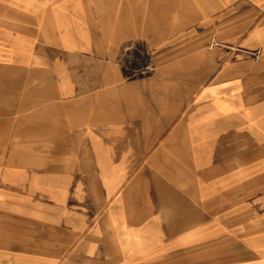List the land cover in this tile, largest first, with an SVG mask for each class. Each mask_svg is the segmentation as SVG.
Segmentation results:
<instances>
[{"label": "crops", "instance_id": "crops-1", "mask_svg": "<svg viewBox=\"0 0 264 264\" xmlns=\"http://www.w3.org/2000/svg\"><path fill=\"white\" fill-rule=\"evenodd\" d=\"M186 1L209 25L198 42L160 50L143 0H0V264H143L156 244L205 242L240 166L264 169V113L239 128L236 102L264 98V17L243 39L259 59L239 58L222 41L258 11ZM20 37L36 49L24 82L41 86L20 98L19 132L9 115Z\"/></svg>", "mask_w": 264, "mask_h": 264}, {"label": "rangeland", "instance_id": "rangeland-1", "mask_svg": "<svg viewBox=\"0 0 264 264\" xmlns=\"http://www.w3.org/2000/svg\"><path fill=\"white\" fill-rule=\"evenodd\" d=\"M199 5L197 1L185 3L178 0H143L144 26L154 22L158 33L154 37V43L160 50L169 48L170 45H183L199 41L200 31L211 21L210 18L199 19ZM207 11H214L220 7L222 11L235 9L253 8L258 11L257 19L250 25L245 34L236 36L234 39H224V48L237 51L239 58L259 59L262 48L248 49L243 39L264 17V3H251L247 0H236L234 2H207L203 4ZM189 10L190 17H178L174 10ZM224 9V10H223ZM154 14L156 18H154ZM170 16V17H169ZM22 38L23 36L20 35ZM16 39L15 50V111L9 115L10 123H14L16 131L22 129L23 110L20 98L24 93L30 94L41 86L34 81V77L26 83L24 80L28 74V66L32 64L36 49L31 42L29 44L22 38ZM33 37H31L32 41ZM28 41V39H26ZM219 41L210 37V46L218 44ZM36 48V47H35ZM150 48L143 41V69L144 72L151 71L149 57ZM225 54V53H224ZM228 55V54H227ZM229 57V55H228ZM30 59V60H29ZM155 67V66H154ZM39 80L37 72H31ZM44 86V85H43ZM239 128L247 127L248 123H259L264 113V98H238ZM251 110L257 117L252 120L246 116ZM252 117V115H251ZM10 123L8 127L10 128ZM7 126V124H6ZM6 128V127H5ZM6 130L1 138L6 137ZM7 147L0 146V156L6 154ZM1 166V164H0ZM138 260H135L137 263ZM154 264H264V169L261 165L247 170L240 166L238 193L231 199L224 196L222 223L207 229L205 242H193L188 245L173 243H160L154 247V260L146 263ZM115 260H112L114 263ZM145 262L143 264H145ZM121 264H132L124 261Z\"/></svg>", "mask_w": 264, "mask_h": 264}, {"label": "bare ground", "instance_id": "bare-ground-1", "mask_svg": "<svg viewBox=\"0 0 264 264\" xmlns=\"http://www.w3.org/2000/svg\"><path fill=\"white\" fill-rule=\"evenodd\" d=\"M211 176H213V175H211ZM139 207V206H138ZM137 208V207H136ZM146 213V212H145ZM62 226V225H61Z\"/></svg>", "mask_w": 264, "mask_h": 264}]
</instances>
